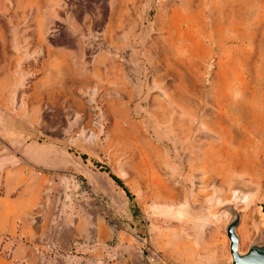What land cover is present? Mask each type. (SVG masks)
I'll return each instance as SVG.
<instances>
[{
  "label": "rangeland",
  "instance_id": "rangeland-1",
  "mask_svg": "<svg viewBox=\"0 0 264 264\" xmlns=\"http://www.w3.org/2000/svg\"><path fill=\"white\" fill-rule=\"evenodd\" d=\"M0 150L50 222L106 201L108 264H232L235 213L264 242V0H0Z\"/></svg>",
  "mask_w": 264,
  "mask_h": 264
},
{
  "label": "crops",
  "instance_id": "crops-1",
  "mask_svg": "<svg viewBox=\"0 0 264 264\" xmlns=\"http://www.w3.org/2000/svg\"><path fill=\"white\" fill-rule=\"evenodd\" d=\"M17 161L18 152L12 155L11 151L0 150V170L6 172L0 194V242L3 248L13 247L9 258L0 254V264H108L107 243L112 232L97 210L95 203L104 207L100 199L74 203L73 211L62 222H50L51 218L37 210L44 207L38 196L42 193L34 187L38 182L25 175L15 165ZM57 203L51 199L45 207L54 208ZM122 252L120 246V256Z\"/></svg>",
  "mask_w": 264,
  "mask_h": 264
},
{
  "label": "water",
  "instance_id": "water-1",
  "mask_svg": "<svg viewBox=\"0 0 264 264\" xmlns=\"http://www.w3.org/2000/svg\"><path fill=\"white\" fill-rule=\"evenodd\" d=\"M239 222L240 216L235 213L233 219L227 226L232 264H264V242L255 241L247 252L240 251V240L236 232Z\"/></svg>",
  "mask_w": 264,
  "mask_h": 264
},
{
  "label": "built area",
  "instance_id": "built-area-1",
  "mask_svg": "<svg viewBox=\"0 0 264 264\" xmlns=\"http://www.w3.org/2000/svg\"><path fill=\"white\" fill-rule=\"evenodd\" d=\"M99 199H100V201L102 202V204H103L104 207L107 206V205H106V201H105L102 197H99Z\"/></svg>",
  "mask_w": 264,
  "mask_h": 264
}]
</instances>
